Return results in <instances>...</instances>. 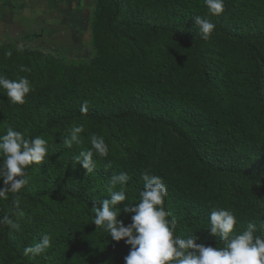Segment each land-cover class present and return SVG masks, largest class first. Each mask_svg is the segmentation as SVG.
Returning <instances> with one entry per match:
<instances>
[{
    "label": "trees",
    "instance_id": "16d2710c",
    "mask_svg": "<svg viewBox=\"0 0 264 264\" xmlns=\"http://www.w3.org/2000/svg\"><path fill=\"white\" fill-rule=\"evenodd\" d=\"M197 15L216 26L207 40ZM91 32L87 63L0 45V75L32 85L23 104L0 88V135L11 127L48 141L44 160L25 169L28 183L0 199V218L13 221L0 224V264H125L131 246L92 222L120 172L131 177L115 206L125 226L148 173L167 186L181 238L225 246L210 232L217 208L236 216L235 233L254 223L264 234V0H225L220 15L204 0H97ZM76 126L81 143L69 148ZM94 134L109 152L94 153L88 173L76 157ZM44 234L46 254L25 256Z\"/></svg>",
    "mask_w": 264,
    "mask_h": 264
},
{
    "label": "clouds",
    "instance_id": "9594fccd",
    "mask_svg": "<svg viewBox=\"0 0 264 264\" xmlns=\"http://www.w3.org/2000/svg\"><path fill=\"white\" fill-rule=\"evenodd\" d=\"M204 3L211 15L224 12L225 0H204ZM194 20L201 38L207 40L215 30V24L209 18L199 15ZM20 70L28 71L23 66ZM0 88L6 90L7 97L13 104H23L32 90V85L27 77L10 80L0 75ZM80 111H88L87 101L83 102ZM83 131L82 126L73 127L69 136L64 139L65 145L69 148L74 143L79 145V134ZM90 143L91 148L81 151L80 156L76 157L88 173H92L95 168L94 153L106 157L109 152L102 136L94 134ZM47 145L48 141L43 137L26 138L23 132L11 127L7 128L6 134L0 135V156L3 157L0 180L4 184L0 188V199H6L9 192L18 193L28 183L23 178L25 169L44 160L48 151ZM130 179L125 172L111 177L110 199H105L102 207L94 210L95 218L92 221L97 227L105 229L113 240H125L131 246L129 254L124 257L125 264H264V234H255L257 228L254 223H249L246 230L235 233L233 230L237 224L236 216L225 208L212 211L209 218L210 232L218 234L225 246H205L195 243L193 239H183L176 235V219L164 207L167 186L159 176L148 173L142 175L144 185L139 192V202L124 209L126 212L135 213L132 223L125 226L118 219L119 211L115 206L126 200L124 188ZM117 185L119 190H115ZM0 224L12 225L13 221L4 216L0 218ZM50 246L51 238L44 234L40 242L24 249V255L46 254Z\"/></svg>",
    "mask_w": 264,
    "mask_h": 264
},
{
    "label": "rangeland",
    "instance_id": "374dc122",
    "mask_svg": "<svg viewBox=\"0 0 264 264\" xmlns=\"http://www.w3.org/2000/svg\"><path fill=\"white\" fill-rule=\"evenodd\" d=\"M96 3L97 0H0V45L38 47L68 61L87 63L95 53L91 20Z\"/></svg>",
    "mask_w": 264,
    "mask_h": 264
}]
</instances>
